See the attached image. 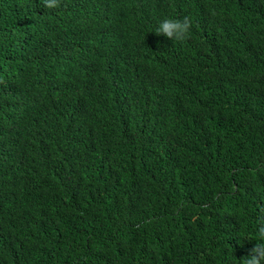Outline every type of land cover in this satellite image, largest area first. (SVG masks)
<instances>
[{
	"label": "trees",
	"instance_id": "1",
	"mask_svg": "<svg viewBox=\"0 0 264 264\" xmlns=\"http://www.w3.org/2000/svg\"><path fill=\"white\" fill-rule=\"evenodd\" d=\"M260 227L264 0H0V264H242Z\"/></svg>",
	"mask_w": 264,
	"mask_h": 264
},
{
	"label": "clouds",
	"instance_id": "2",
	"mask_svg": "<svg viewBox=\"0 0 264 264\" xmlns=\"http://www.w3.org/2000/svg\"><path fill=\"white\" fill-rule=\"evenodd\" d=\"M44 6L47 9L58 8L59 0H44ZM192 26V21L188 17L183 19L168 18L160 21L153 32L166 37L173 44L183 43L189 38ZM245 238L251 239L247 235L241 237L242 240ZM256 242L251 254L241 259L242 264H264V227L259 228Z\"/></svg>",
	"mask_w": 264,
	"mask_h": 264
}]
</instances>
